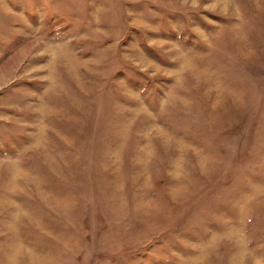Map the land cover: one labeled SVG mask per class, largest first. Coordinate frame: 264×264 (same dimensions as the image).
<instances>
[{"label":"rangeland","instance_id":"1","mask_svg":"<svg viewBox=\"0 0 264 264\" xmlns=\"http://www.w3.org/2000/svg\"><path fill=\"white\" fill-rule=\"evenodd\" d=\"M0 264H264V0H0Z\"/></svg>","mask_w":264,"mask_h":264}]
</instances>
